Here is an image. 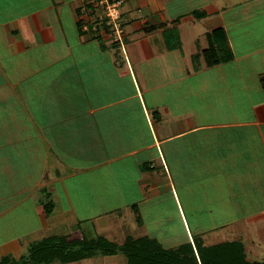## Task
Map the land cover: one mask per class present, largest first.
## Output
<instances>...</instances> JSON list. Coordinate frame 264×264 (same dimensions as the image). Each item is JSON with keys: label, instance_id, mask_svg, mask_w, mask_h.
<instances>
[{"label": "crops", "instance_id": "0c3cea01", "mask_svg": "<svg viewBox=\"0 0 264 264\" xmlns=\"http://www.w3.org/2000/svg\"><path fill=\"white\" fill-rule=\"evenodd\" d=\"M122 1L118 44L93 0H0V258L51 236L192 243L190 191L220 224L264 225V0L250 18L247 0ZM218 29L233 58L208 68ZM169 192L184 233L163 237L145 212Z\"/></svg>", "mask_w": 264, "mask_h": 264}, {"label": "trees", "instance_id": "16d2710c", "mask_svg": "<svg viewBox=\"0 0 264 264\" xmlns=\"http://www.w3.org/2000/svg\"><path fill=\"white\" fill-rule=\"evenodd\" d=\"M174 35L177 32L172 31ZM208 47L202 52L206 67L212 68L221 62L230 61L233 55L227 45L222 29L207 35ZM172 49V46L169 47ZM174 48V47H173ZM264 88V78L262 79ZM136 222L141 223L136 206H132ZM49 214V205L44 207ZM123 255L126 264H264V261L246 259L243 245L238 241L205 245L200 237L192 243L175 248H163L148 237H128L121 245L96 236L67 237L51 236L29 244L19 259L10 255L0 258V264H68L94 256Z\"/></svg>", "mask_w": 264, "mask_h": 264}, {"label": "rangeland", "instance_id": "374dc122", "mask_svg": "<svg viewBox=\"0 0 264 264\" xmlns=\"http://www.w3.org/2000/svg\"><path fill=\"white\" fill-rule=\"evenodd\" d=\"M245 2L247 4L245 6V9L248 12V18H250L253 16V12L256 11L254 8L255 3L253 4L252 2L254 1H250V0H247ZM242 11L237 12L236 10L233 13V15H236L238 18H241L240 16L242 15ZM247 22L251 23V20L248 19ZM256 22H259V21H256ZM77 184L78 182L75 184V191L73 192V196L74 198L80 199V196H82V194L84 193H81L80 187L79 188L76 187ZM174 185L176 187L175 178H174ZM193 188L198 189L197 187H193ZM179 189H180L179 187H176V190L179 191ZM106 194L108 195L105 201L106 202L105 207H104L105 211L109 210V207L111 205V199H113L112 201L113 203H115L113 193L111 192V193H106ZM58 195L60 196L61 193H59ZM178 196L180 200L182 201V205L185 204L184 212L186 215L187 226L192 234V237H196V236L201 237L203 239V242L208 246L222 243L225 241H237L238 238H245V239H248L247 241H244L245 242L244 244L246 245L247 248L251 244H253L256 248L259 247L260 249L259 256L257 257L248 256V259L250 261H264V230H260V231L258 230L264 227V225L240 224L237 222H234L232 225L231 224L229 225L220 224L219 222L221 218H219L218 216H214L213 212H211L212 208H209L208 203L206 202L204 203V201L202 200H199V201L190 200L192 198H195V194H193L191 191L190 193H183L182 195L181 193H178ZM164 197H166L164 199L169 200L165 204L164 203L162 204L159 201H153L152 203L149 204V210L145 212L147 215V218H145V221L147 220L146 226L148 230L149 229L152 230L153 228H156V232L159 234H162L163 237L166 236L165 234H168V236L169 235H174V236L180 235V233H184L183 225L181 223L179 215L176 214L175 207L172 202L171 192L167 193V195H165ZM59 199L62 205H64L63 204L64 199L63 198L62 199L59 198ZM192 204H195V217L191 216L190 213L188 212L189 210H192ZM186 208L188 209V211ZM236 210L238 209H235L234 212H236ZM233 219L236 220L240 218L234 217ZM157 223H159V225H157ZM24 226H26V229H31V230L35 228L33 225L25 224ZM88 226L89 225H87V227ZM83 228H86V224H83ZM35 230H33L35 232V235L32 234L31 235L32 237L40 238L41 236H43L41 234H38V232H36ZM177 242L178 241H176L175 243Z\"/></svg>", "mask_w": 264, "mask_h": 264}, {"label": "built area", "instance_id": "2783aa9c", "mask_svg": "<svg viewBox=\"0 0 264 264\" xmlns=\"http://www.w3.org/2000/svg\"><path fill=\"white\" fill-rule=\"evenodd\" d=\"M95 6L100 7L103 13L99 16V21L106 27L105 32L116 43L121 44L124 35L122 27L120 7L122 0H93ZM101 23V24H102ZM82 30L87 31L83 26Z\"/></svg>", "mask_w": 264, "mask_h": 264}]
</instances>
